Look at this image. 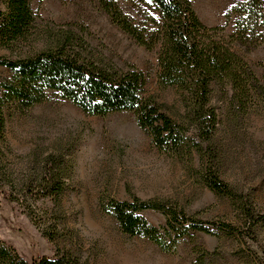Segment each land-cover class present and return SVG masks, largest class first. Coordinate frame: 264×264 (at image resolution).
Returning a JSON list of instances; mask_svg holds the SVG:
<instances>
[{
	"label": "rangeland",
	"instance_id": "1",
	"mask_svg": "<svg viewBox=\"0 0 264 264\" xmlns=\"http://www.w3.org/2000/svg\"><path fill=\"white\" fill-rule=\"evenodd\" d=\"M134 21H143L149 6L140 0H115ZM208 26L222 25L224 14L243 0H189ZM35 13L33 50L43 46V31L70 28L80 33L98 56L121 69L143 72L146 94L174 110L178 93L157 83V48L148 50L111 22L98 0H30ZM157 15V13L153 12ZM228 26L226 32L229 33ZM0 44V57L14 59L25 51ZM244 58L264 78V43ZM10 76L0 66V79ZM219 93L214 104L220 105ZM217 100V101H216ZM4 132V162L16 176L34 177L48 155L60 156L64 192L58 198L0 189V243L28 264L59 260L63 264H264V224L253 238L242 237L207 222L244 227L226 197L213 194L199 179L196 161H180L156 147L129 111L88 115L65 99L51 96L27 110L9 108ZM238 133L224 137L225 153L217 154L221 177L242 196L249 195L264 215V109H250ZM156 199L178 205L210 232L191 231L174 253L123 233L104 209L109 199ZM142 215L155 226L165 216ZM53 239H50L49 236ZM169 242V238L167 239ZM196 246L206 252L197 253ZM201 260L200 263L198 261Z\"/></svg>",
	"mask_w": 264,
	"mask_h": 264
},
{
	"label": "trees",
	"instance_id": "2",
	"mask_svg": "<svg viewBox=\"0 0 264 264\" xmlns=\"http://www.w3.org/2000/svg\"><path fill=\"white\" fill-rule=\"evenodd\" d=\"M140 1L150 8L144 11L142 22L126 15L115 0H98L118 28L148 50L157 48V83L178 93L170 113L146 94L142 71L106 62L73 29L44 30L42 48L33 50L36 17L30 0H0V44L27 47L14 59L0 57V66L10 72L0 79V189L8 187V198L15 189L50 198L64 192L60 156L45 157L41 172L34 177L15 176L3 163L7 109L27 110L57 96L88 115L132 112L156 147L180 161L197 160L194 169L201 182L230 201L244 227L238 230L225 223H207L253 238L254 226L264 224V215L249 195L242 196L221 177L217 154L225 153L222 140L227 133H238L251 108L264 109V78L260 80L244 58L264 43V0L234 3L224 14L225 22L216 26L204 24L189 0ZM217 93L219 106L213 100ZM103 205L123 233L148 239L164 252L174 253L179 240L191 231L210 232L202 221L165 201L134 197L109 199ZM148 209L162 213L164 224L149 223L142 215ZM195 250L206 253L199 246ZM0 264L28 263L0 243ZM43 264L63 263L48 260Z\"/></svg>",
	"mask_w": 264,
	"mask_h": 264
},
{
	"label": "snow or ice",
	"instance_id": "3",
	"mask_svg": "<svg viewBox=\"0 0 264 264\" xmlns=\"http://www.w3.org/2000/svg\"><path fill=\"white\" fill-rule=\"evenodd\" d=\"M149 2H151V0H149Z\"/></svg>",
	"mask_w": 264,
	"mask_h": 264
}]
</instances>
